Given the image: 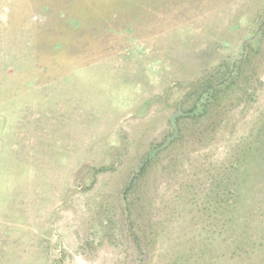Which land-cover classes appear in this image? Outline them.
<instances>
[{"label":"rangeland","instance_id":"1","mask_svg":"<svg viewBox=\"0 0 264 264\" xmlns=\"http://www.w3.org/2000/svg\"><path fill=\"white\" fill-rule=\"evenodd\" d=\"M0 264H264V0H0Z\"/></svg>","mask_w":264,"mask_h":264}]
</instances>
